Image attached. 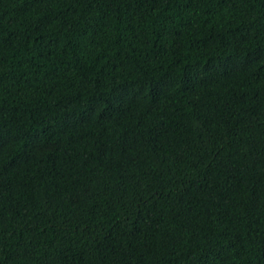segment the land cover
Wrapping results in <instances>:
<instances>
[{
    "label": "trees",
    "instance_id": "1",
    "mask_svg": "<svg viewBox=\"0 0 264 264\" xmlns=\"http://www.w3.org/2000/svg\"><path fill=\"white\" fill-rule=\"evenodd\" d=\"M0 264H264V0H0Z\"/></svg>",
    "mask_w": 264,
    "mask_h": 264
}]
</instances>
